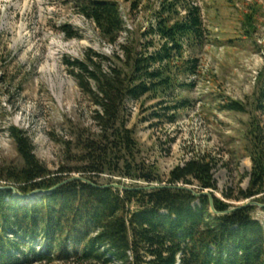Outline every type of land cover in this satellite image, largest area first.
Instances as JSON below:
<instances>
[{
	"label": "trees",
	"instance_id": "1",
	"mask_svg": "<svg viewBox=\"0 0 264 264\" xmlns=\"http://www.w3.org/2000/svg\"><path fill=\"white\" fill-rule=\"evenodd\" d=\"M141 1L134 0L132 9ZM75 8L96 24L107 43L121 50L112 57L96 53L67 62L98 107L95 120L101 133L78 139L81 166L54 172L37 157L27 132L11 129L22 164L0 166V264H264V223L254 215L258 206L226 213L236 206L230 201L264 204V127L255 117L246 138L252 161L246 189L238 187L224 192L226 200L219 198L215 161L206 154L175 167L166 181L167 186L187 185L198 193L209 190L217 212L211 210L209 195L170 187L124 190L75 180L46 195L29 199L17 195L50 190L72 173L101 185L97 178L120 173L121 162L131 168L127 157L134 156L137 144L127 127V102L193 86L180 83L178 75L199 73L200 60L193 50L205 45L208 31L197 0H160L153 12L155 23L144 33L149 38L137 43L119 44L125 21L118 0H76ZM245 23L255 29L250 14ZM63 29L69 38L78 36L70 26ZM257 89L254 104L264 113V69ZM188 105L177 98L165 109ZM225 109L245 112L247 106L231 100ZM134 170L139 174L128 170L125 175L150 186L163 185L152 168ZM4 186H14L17 192Z\"/></svg>",
	"mask_w": 264,
	"mask_h": 264
},
{
	"label": "rangeland",
	"instance_id": "2",
	"mask_svg": "<svg viewBox=\"0 0 264 264\" xmlns=\"http://www.w3.org/2000/svg\"><path fill=\"white\" fill-rule=\"evenodd\" d=\"M75 1L0 0V166L22 164L12 128L27 132L37 157L54 172L63 166H81L78 139L97 138L101 133L95 120L98 107L70 73L67 62L96 53L112 57L121 50L102 38L94 22L77 13ZM133 1L118 0L125 21L119 44L146 40L149 37L144 33L155 23L153 12L160 0H142L135 10ZM197 3L203 10L208 39L193 50L200 60L199 73L178 75L180 83L194 85H182L166 96L150 94L127 102V127L137 144L134 156L127 157L131 168L121 162L120 173L107 172L97 178L101 185L150 186L125 175L128 170L139 174L133 168H152L166 185L175 167L206 154L215 161L219 198L226 200L224 192L248 187L252 161L246 138L254 117L264 127V113L254 104L264 69V0ZM249 14L253 31L245 23ZM64 26L78 36L69 38ZM177 98L189 105L165 109ZM231 100L243 102L247 110L225 109ZM173 115L174 122L170 121ZM248 202L230 201L237 207ZM254 215L264 223L261 208Z\"/></svg>",
	"mask_w": 264,
	"mask_h": 264
},
{
	"label": "water",
	"instance_id": "3",
	"mask_svg": "<svg viewBox=\"0 0 264 264\" xmlns=\"http://www.w3.org/2000/svg\"><path fill=\"white\" fill-rule=\"evenodd\" d=\"M75 180H80V181H84L86 183H89L91 185H95L97 187H102V188H105V187H115V188H120V189H141L143 187H137V188H132V187H127V186H124V185H121V184H118V183H110V184H105V185H97L95 184L94 182H92L91 180L83 177V176H71L69 177L68 179L64 180L63 182L59 183L57 186H55L54 188L50 189V190H35L34 192H32L30 195L26 196V195H23L21 193H18L17 190H16V187L14 186H4L2 187V189H13L17 192V195L22 197V198H25V199H29V198H33L37 195H46V194H49L51 193L53 190H55L56 188L66 184V183H69L71 181H75ZM160 187H170V188H173V189H186V190H190L192 192H194L196 195H201V194H206V195H209L210 197V201H211V210L213 212H217L216 209H215V206H214V201H213V196L211 193H209L207 190L203 191L202 193H198L196 192L194 189L190 188L189 186L187 185H151V186H147V187H144L146 189H154V188H160ZM249 206H258L259 208H264V204L262 203H259V202H256V201H251V202H248L246 204H243L239 207H233L229 210L226 211V213H230V212H233L235 210H238V209H241V208H244V207H249Z\"/></svg>",
	"mask_w": 264,
	"mask_h": 264
}]
</instances>
